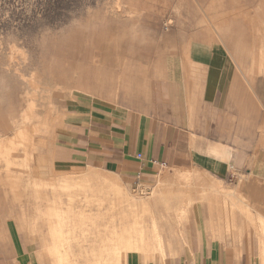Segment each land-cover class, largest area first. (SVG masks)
Listing matches in <instances>:
<instances>
[{"label": "crops", "instance_id": "0c3cea01", "mask_svg": "<svg viewBox=\"0 0 264 264\" xmlns=\"http://www.w3.org/2000/svg\"><path fill=\"white\" fill-rule=\"evenodd\" d=\"M191 25L182 27L183 56L167 59L146 101L123 103L73 94L51 148L52 172L66 177L58 187L81 174L88 181L99 170L117 177L127 189L144 188L136 200L145 202L140 203V217L147 241L142 249L123 253L120 264H249L245 247L227 246L218 233L211 234L209 220L233 212V202L226 200L231 193L224 192L223 213L218 198L206 197L211 181L219 185L212 190L219 198L222 189L236 190V184L247 182L240 187L247 198L245 209L250 207L252 214L258 208L261 212L252 215L264 220V33L256 39L262 31L248 29L240 37L234 25L246 26L234 22L210 28ZM45 158L38 155V169L49 170ZM87 183L80 184L81 194ZM157 184L167 185L173 195L169 203L149 197ZM24 185L19 187L22 192ZM187 194L191 200L181 197ZM8 196L5 199H11ZM79 198L87 203L90 199ZM12 212L10 208L2 219L10 253L0 246V264H32L29 247L16 227L7 224ZM253 232L257 255L251 264H256V258L261 261L258 237H264V230ZM83 235H73L83 244L72 243L71 253L89 252Z\"/></svg>", "mask_w": 264, "mask_h": 264}, {"label": "rangeland", "instance_id": "374dc122", "mask_svg": "<svg viewBox=\"0 0 264 264\" xmlns=\"http://www.w3.org/2000/svg\"><path fill=\"white\" fill-rule=\"evenodd\" d=\"M205 1L202 11L197 8L190 9L189 15L191 18H196V21V15L199 19L202 18L201 15L204 12L203 9H206L205 6L208 0ZM115 2L116 0H0V114L12 110V115L18 116L21 109L26 106V102L30 98H34L39 116H45L50 109L49 114L51 113V117L57 115L58 123L53 128L54 130H51L48 135L47 133H40L35 137L34 144L39 148L36 149L35 162L32 163V166L37 169L36 173L40 179H49L50 176L57 177L50 167L52 164L51 148L54 144L55 135L64 126L68 104L73 94L88 93L123 103L146 101L151 91V84L162 75L167 59L172 55H182V27L174 24L169 25L165 22L168 17L175 18L176 14L172 9L162 13L149 11L150 13L147 12L142 16L141 22L134 25L125 18L126 16L122 11L118 12L116 8L114 10ZM168 12L170 13L168 14ZM258 14L264 19V7ZM234 26L235 28L239 27L237 30L240 37L245 30H248L246 27ZM194 27H198V25L195 24ZM190 29L191 32L194 31L193 28ZM220 30L217 31L221 32ZM186 34H188L187 29ZM187 37L188 35L185 43H187ZM11 46L17 48L13 49L18 50L17 53L24 51L23 53L26 55L14 54L16 51L9 50ZM8 51L12 53L11 57L13 58H8L11 55ZM22 56H26V58ZM21 74L23 77L20 76ZM31 77L35 79L34 83L31 81ZM10 131L7 133L8 136L11 133ZM18 153L20 154L19 151ZM39 154L46 157L44 162L49 170L38 169L36 164ZM98 171L95 170L93 174L96 178L89 185H86V191L89 192L90 198L88 203L81 201L82 199L79 197L69 202L66 194L61 192L62 200L64 199L63 206L57 201V208L65 210L72 205V208H68L70 209L69 214L70 217L75 218L78 226L82 223H89L87 221L88 217H93L94 223L101 228L107 221L102 222L101 218L102 215L104 216L105 209L99 210L98 204L100 201L98 202L96 197H101L100 192L105 189L104 192H107L110 199L118 192L117 194L124 197L126 201L135 202L137 211L139 210L138 217H140L143 213L141 209L144 207L140 205L142 201H137L136 198L143 196L141 194L145 193L144 188L138 190L127 189L117 177ZM163 171V173H167V170ZM1 175H4L3 171ZM82 175L73 178L78 179ZM192 179L197 181L196 178H191V181ZM101 180H105L106 183H101ZM191 181L185 182V184L190 185L189 182ZM211 182V190H205V195L210 199L218 198L221 201L222 213L223 208L227 207H223V204L227 205L226 200L233 202V206H231L233 212L231 214L223 213L221 219L212 217L209 220L211 234L214 237L215 233H218L221 236V241L227 246L234 248L238 246L239 249L245 247L248 263L251 264L252 257L257 255V238L253 230L258 235L262 234L264 220L261 216H253L261 212L258 208H252L253 215L248 213L250 207L245 209L243 202L247 201V198H245L246 194L240 187H245L247 182L236 184L238 186L236 190H234V187L222 189V198H219L220 195L212 191L213 188H217L219 185L216 182ZM7 187L10 189V185ZM113 187L116 189L115 191ZM8 188L6 194L10 193ZM162 188L164 191L161 190ZM167 189V185H161L158 189L152 191L154 196L151 192L149 197L152 195L151 198L154 200L167 204L173 197ZM224 192L231 193L225 201L223 200L225 198ZM79 195L82 197L84 192ZM11 196L8 197L13 199V195ZM188 196L187 194L181 197L191 200V196ZM11 199H5L2 191H0V246H3L7 254L10 253L9 244L7 243V227L2 219L12 208L13 212L9 217L13 220L8 221L7 224L9 223L8 225L12 229L14 226L16 227L22 241L29 247L31 263L52 264L51 258L45 256L46 254L42 251L43 245L40 240L42 231L38 229L41 222H38V226L33 230H29V232L27 227L23 225V211L25 212L28 208L26 210L28 212L27 216L31 217L34 214V205L32 203L26 204L25 199L23 205H20L21 201L17 199L12 201ZM52 200L53 198L50 196V201ZM56 200H58V197ZM65 200L67 203L69 202L68 206ZM12 203L13 206L11 207ZM231 207L228 206V209L225 210L229 213ZM262 213L264 214V211ZM83 217L84 222L83 219L81 221ZM94 231L95 229L90 228L84 232L88 235V233ZM153 231L156 238V230ZM77 233H80V231L77 230ZM91 236L88 238L91 239ZM142 237H144L143 234ZM263 239V236L258 237V241L260 240L261 261L260 258H256V264H264ZM140 249L142 247L138 250ZM71 255H73L71 259L73 264H86L81 261L86 253H71Z\"/></svg>", "mask_w": 264, "mask_h": 264}, {"label": "bare ground", "instance_id": "6f19581e", "mask_svg": "<svg viewBox=\"0 0 264 264\" xmlns=\"http://www.w3.org/2000/svg\"><path fill=\"white\" fill-rule=\"evenodd\" d=\"M205 3V0H116L115 7L113 8L114 10L116 8V11L118 12L122 11L126 16L125 18L134 25L141 22L142 16L149 11H159L162 13L168 9H172L176 16L175 18L168 17L165 20L166 24L169 25L174 24L183 27L190 24L205 23L204 25L210 28L209 26L217 27L222 24L226 25V23L228 24L229 22H234L249 27L248 29L256 30V32L258 30L259 32L262 31L260 35H257L258 37L256 36V39H258L261 35L263 36L264 19L259 16L258 12L263 9L264 0H208L205 6L206 9H203L204 12L201 15L202 18L199 19L197 15V21L196 18H191L189 15L190 9L197 8L198 10H201L204 8ZM225 8L227 10H224ZM169 13L170 12H168V14ZM253 35H256V33H253ZM13 47L14 46H11L9 50L17 49L16 47ZM14 51L16 50H13V52ZM17 51L14 52V54L17 53ZM19 51L21 50L19 49ZM23 52L18 53L23 55ZM8 53L11 54L8 56V58H13L11 57L12 53L9 51ZM24 57L26 58V56ZM20 76L23 77L22 74ZM34 80L35 79L33 78L31 79L33 83ZM36 108L37 107L34 98H30L26 102V106L21 109L18 116H13L11 113L12 110H10L8 113L0 114V189L8 188L7 186L10 185V189H8L10 190L11 195H13L14 200L17 199L18 201H21L22 198H25L26 204L28 203L29 205V203H32V205H34V214L31 217L27 216L25 213L27 208L25 212L23 211V214H25V225L27 226L29 232V230H33L36 226H38V222H41L40 226H38V229L42 231V233H40V240L43 245L42 251H44L46 254L45 256L51 258L53 261L52 264H73L71 260L73 255H71L70 252L72 250V243H76L80 246V244L83 242V240L81 241L80 238H73V235L77 233V230L80 231L79 234H84L81 238H85L84 241L88 245L87 249H90L86 255H83L84 257L81 259L82 262L86 264H120L123 253L128 254L134 250H138L140 247L143 248L146 244L143 241H147V237H145V235L142 237V234L145 230L144 227L146 226H144L145 224L142 225L144 220L141 221L142 218L138 217L139 210L137 211L136 203L132 201L128 202V200L126 201L124 197L120 196V194H117L118 192H114L116 190L115 188H117L115 186V188L113 187V192L116 193V195L114 197L111 196L112 199L107 196V192H104L105 189L104 191H101V197L96 198H98V202L100 201L98 204L99 210L105 209L104 216L102 215L101 218L102 222L107 221V223H104L101 228H99V225L94 223L92 219L93 217H88L87 221H89V223L84 224L81 222L82 224L78 226L76 224L75 218L70 217L69 214L70 209L68 208L73 207L71 204V206L65 210L58 209V203L63 206L62 203L64 199L62 200L63 196L61 197V192H64L68 198V201L71 202L73 199H78L80 194L79 186L82 181L88 182L87 185H89V183L96 177H94L93 174L89 175L91 177H89L90 179L87 181L85 178H83V176H81L77 180H73L72 183L71 180L65 181L66 184L62 187H58L57 184L64 182L62 178L66 177L57 178L50 176L49 179L39 178L38 174L36 173L37 169H34L32 166V163L35 162L34 156L36 149L38 150L39 148L34 144L35 137H37L40 133H47V135L48 133L50 134L51 130H54L53 128L57 125L58 121L57 115L52 117L50 116L51 113L49 114V111L51 109L47 111V113L44 112L46 115L41 117L39 116ZM9 131L12 134L10 133L8 136L7 133ZM53 137L54 135L52 136V140ZM2 171L4 172V175H1ZM105 180H101L100 182L105 184ZM20 184H25V191L22 192L19 190ZM160 186L161 185H159V187ZM188 187L190 188V186ZM163 188L161 190H163ZM111 190L109 191L110 193ZM57 191L60 193H57ZM2 193L4 198L10 194H6V190H4ZM88 193L87 191L84 192L83 197H89ZM50 196L53 198L52 201H50ZM57 197L58 200H56ZM68 203L66 201L67 206ZM142 203L144 204V202ZM82 219L84 222V217L81 218V221ZM90 228L95 229V231L86 235L87 233L85 234L84 231ZM90 235H92L91 239L88 238Z\"/></svg>", "mask_w": 264, "mask_h": 264}, {"label": "built area", "instance_id": "2783aa9c", "mask_svg": "<svg viewBox=\"0 0 264 264\" xmlns=\"http://www.w3.org/2000/svg\"><path fill=\"white\" fill-rule=\"evenodd\" d=\"M162 164H164V163H162Z\"/></svg>", "mask_w": 264, "mask_h": 264}]
</instances>
